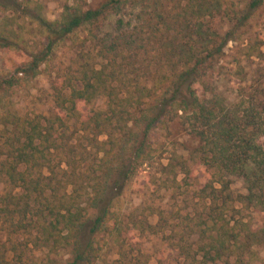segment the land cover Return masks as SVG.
<instances>
[{
	"label": "trees",
	"instance_id": "trees-1",
	"mask_svg": "<svg viewBox=\"0 0 264 264\" xmlns=\"http://www.w3.org/2000/svg\"><path fill=\"white\" fill-rule=\"evenodd\" d=\"M262 5L65 0L49 19L39 0H0V179L8 187L0 195V264H23L28 249L64 250L66 264H93L111 248L112 264H147L130 238L137 229L165 228L176 237L180 264H251L254 249L264 248V41L243 47L263 62L252 83L237 86L233 99L220 84L245 72L239 57L234 70L222 64L226 46ZM111 15L118 16L113 29L104 31ZM26 23L40 43L28 44ZM43 70L52 75L53 113L19 115L15 91ZM97 99L104 108L80 113L79 103ZM173 125L197 144L157 161L160 186L188 189L195 181L197 208L170 218L158 211L155 224L125 222L117 194L140 170L155 168L157 132ZM232 178L244 192L234 191ZM244 209L262 221H244Z\"/></svg>",
	"mask_w": 264,
	"mask_h": 264
},
{
	"label": "rangeland",
	"instance_id": "rangeland-1",
	"mask_svg": "<svg viewBox=\"0 0 264 264\" xmlns=\"http://www.w3.org/2000/svg\"><path fill=\"white\" fill-rule=\"evenodd\" d=\"M45 16L49 19H54L62 10V5L65 0H39ZM105 0H81V3L86 7H96ZM127 12H129L127 10ZM118 16L111 15L104 22L103 30L111 31L114 21ZM24 38L28 44L35 45L40 43L41 37L34 25L26 23L22 28ZM264 41V5H262L255 13L252 19L249 20L239 35L237 41H230L226 46L227 55L224 58L225 67L231 70L236 68L234 57H239L240 64L244 67L243 75H230L229 79L222 80L220 89L222 92L233 99V93L237 86L252 83L251 78L254 76L255 68L263 65V62L254 56L247 57L244 55L243 47L251 40ZM264 49V45H263ZM243 51V52H242ZM68 55V54H67ZM5 52H0V65L4 64ZM67 57L63 56L62 60L67 61ZM244 78H243V77ZM52 75L48 71L43 70L36 77L22 82L13 97L12 102L19 115L42 114L48 115L53 113L52 91L50 82ZM22 85V86H21ZM80 113H84L86 109L94 107L97 109L104 108L103 99H97L90 104H78ZM101 139H105L101 136ZM154 147L155 168L140 170L138 174L130 180L119 193L116 199V209L120 210V214L125 222L129 218H134L137 221H147L150 224H155L158 221V211H162L167 217H171L175 212H179L183 217L188 212L197 208V199L194 196V187L196 182L188 189L183 187L179 189L169 190L160 186V179L164 178L163 174L157 172L156 166L159 163H166L167 157H170L173 150L177 154L187 155L188 151L196 146V140L187 136L178 125H173L170 132H157ZM158 161V162H157ZM182 175L179 174L177 179ZM160 177V178H159ZM232 188L236 192H244L243 183L237 178H232ZM7 184L3 179H0V195L7 191ZM173 218L169 224H173ZM177 219V218H176ZM263 217L260 213L244 209L243 220L251 222L253 225H258ZM178 228V227H177ZM164 233H152L150 231L134 230L130 241L133 245V252L137 249L141 251L144 258L147 259V264H180L183 261L181 251L178 250L177 240L173 238L175 235L170 228H165ZM180 231V229H179ZM7 245L9 240L5 236L2 237ZM196 239L195 236L191 238ZM184 240L187 241L185 238ZM189 240V239H188ZM190 241V240H189ZM23 243L22 240L19 241ZM185 242H181L183 244ZM194 245V244H193ZM191 247L196 249V244ZM30 247H33L31 244ZM33 252H31V251ZM255 256L251 260V264H264V248L256 247L254 249ZM28 256L24 257L23 264H66L68 261L67 251L61 250L59 253H49L46 250H26ZM12 257V253H8ZM116 257L114 248L103 250L99 258L93 264H112Z\"/></svg>",
	"mask_w": 264,
	"mask_h": 264
}]
</instances>
